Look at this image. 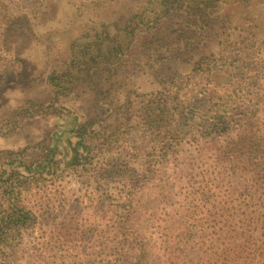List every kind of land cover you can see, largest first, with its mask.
Masks as SVG:
<instances>
[{"label":"rangeland","instance_id":"374dc122","mask_svg":"<svg viewBox=\"0 0 264 264\" xmlns=\"http://www.w3.org/2000/svg\"><path fill=\"white\" fill-rule=\"evenodd\" d=\"M13 1L28 9H2L0 4V15L8 12L14 19L8 23L0 18V150L35 148H27L13 164L6 163L0 171L3 179L15 177L18 171L29 173L25 164L33 166L31 173L40 172L48 162L36 166L44 163L50 148L57 158L70 163L71 147L78 139L74 126L104 112L99 102L103 91L116 98L131 89L156 91L160 88L154 77L157 69L167 77L188 72L201 55L215 54L219 62L226 59L219 44L226 14L231 23H239L245 14L250 17L236 30L245 40L241 57L250 59V71L258 78L254 87L246 86L254 95H247L245 103L249 104V98L257 100L254 109L264 122V0H170L175 9H160L157 0ZM193 3L197 9H191ZM147 4L154 9H145ZM138 23L143 30L133 38L127 29ZM155 36L161 37L160 46L152 55L148 51L145 55L147 48L142 44ZM73 41L88 46L90 75L71 59ZM187 41L191 43L188 47ZM119 43L124 54L115 70L112 47ZM97 45L106 56L95 60ZM241 57L227 71H213L209 83L189 86L195 89L198 109H208L227 89H236L234 66L242 62ZM67 74L83 80L74 78L70 85ZM204 85L209 88L206 96L201 91ZM33 104L52 107L30 116ZM238 119L232 130L244 124L242 117ZM200 121H186V129L193 132L178 153L164 157L160 146L152 149L147 139L137 136L106 152L105 158L87 161L78 171L62 167L58 176L45 174L38 177L39 182L30 179L16 202L34 212L35 222L10 240L0 253V264H179L181 259L197 264L192 245L185 249L181 244V250L176 244L180 227L189 224L187 214L190 222H208L218 216L226 196L222 181L226 177L221 174L225 166L216 161L215 146L202 142L206 136L200 133ZM116 151L115 161L122 164H107L104 159ZM86 155V149L79 148V156ZM204 175L214 182L202 196L198 191ZM134 177L138 180L137 187L131 189L135 200L128 205L124 196L130 195L127 183ZM252 182L251 192L259 198L264 172ZM9 201L0 188V212ZM165 226L171 236L170 248L161 230ZM125 231L140 236L148 257H143L135 242L126 241Z\"/></svg>","mask_w":264,"mask_h":264},{"label":"trees","instance_id":"16d2710c","mask_svg":"<svg viewBox=\"0 0 264 264\" xmlns=\"http://www.w3.org/2000/svg\"><path fill=\"white\" fill-rule=\"evenodd\" d=\"M5 1L7 4L0 0L1 6L3 3L2 9H28L25 6L20 7L16 1ZM156 2H159L160 9H175L174 2L170 0H157ZM211 3L205 2L206 6ZM217 5L216 2L214 6ZM196 6L198 5L193 3L191 9H197ZM144 8L154 9L150 4ZM3 14L0 15V18L4 22L14 21L11 17L12 14L8 12ZM143 18L139 19L143 20ZM224 18L226 20L223 28L224 36L220 39L219 44L222 46V57L227 56L226 59L219 62L215 54L201 55L195 59L188 72H178L167 77H164L157 69L154 77L160 88L156 91L139 93L131 89L120 92L118 95L121 97L117 98L108 91H103L102 99L99 102H101L104 112L80 121L74 126L73 132L78 139L75 145L71 147L73 160L70 163L57 158L50 148L44 163L36 166L40 167L48 162L40 172L31 173L33 166L25 164L23 166L27 168L29 173L25 174L18 171L15 177H11V179H3L0 173V188L10 198L7 207L0 212V253L3 252V249H7L10 240L17 233L29 228L35 222L34 212L16 202L17 200L20 201L19 198L30 179L39 182L38 177L42 179L45 174L51 177L58 176V171L62 167L64 171H78L80 167L85 166L84 163L87 161L92 162V159L95 158L103 159L106 152L109 153L112 148L117 149L121 144L125 145L132 142L137 136L147 139L152 149H157L160 146L164 157L169 152L178 153L179 148L185 144V138L192 136V129H186V121H194L200 118V133L202 136H206L202 138V142H208L215 146L217 149L216 161L222 162L225 166L221 174L226 177V181L222 180L224 183L223 196H226L223 205L218 208L220 214L208 222L202 220L190 222V217L187 214L186 221L189 224L180 227L182 231L176 237L180 238L178 239L180 244L175 243L180 246L181 250L183 247L186 249L192 245L199 260L197 264H264V189L261 190L259 198L251 192L252 181L258 180L264 172V122H261L257 109H254L258 105V101H252V98H249V104L246 105L245 103L247 95H254V91L249 88L256 85L258 78L250 71V59L241 57L245 54L241 42L245 40L236 31L240 28L238 24L244 20H249L250 17L245 14L244 17H240L239 23H231L229 14H226ZM129 21L132 22V20ZM129 24L131 23L129 22ZM139 24L131 30L127 29L133 38H136L135 32H142L143 30L141 25L138 26ZM160 39V36H155L151 40L145 41L142 46L147 50L143 53L146 55L148 51L150 52L148 54L152 55V50L156 52V48L158 49L160 46L157 45ZM185 44L188 47L191 43L187 41ZM96 49L97 54L93 56L95 60L98 58L97 56H106L105 51H102L99 45L96 46ZM112 53L115 56V59L112 60L115 62L114 68L117 70L119 68L118 61L124 54L123 46L120 43L113 46ZM89 55L88 46L84 47L78 41L72 42L71 59L81 70H85L87 75L91 74L92 68L91 61L87 59ZM239 57L242 58V62H239L238 66H234L237 71L235 78L238 80L236 81V89H227L218 98L219 102L211 105L208 109H198L199 101L193 93L195 89H191L189 86H201L204 81L209 83L212 76L210 74L213 71H227L233 62L240 60ZM148 58L153 59L151 56ZM107 59L109 60V58ZM67 76L70 77V85L75 79L83 80L82 77H74V79L70 74ZM197 80H200V84L197 83ZM206 87L204 85L201 89L205 92V96L206 90H209ZM144 97L145 99H142ZM253 102L257 103L252 104ZM46 107L52 106L33 104L29 108V115L38 114L40 110L43 112ZM238 116L242 117L244 124L232 130L237 126L235 124L239 120ZM193 126L190 125V127ZM230 132H233L234 135L231 136ZM121 140L123 141L121 142ZM82 147L88 152L85 157L79 156V148ZM27 148L35 147L28 146L19 150L1 149L0 171L7 165L6 163L13 164L16 160L21 159ZM137 150L139 151V149ZM117 152L115 155L114 153L109 154L110 157L104 159L108 161L107 164L113 163V166L122 164L115 161L119 155ZM98 163L99 160L95 161L94 164ZM102 164L107 165L105 162ZM247 166L249 167L247 168ZM204 176L202 182L204 184L198 191L199 195L202 196L206 195L214 182L212 177L206 178V175ZM137 182L138 180L134 177L127 183L130 195L124 196V201L128 205H131L135 200V197L131 196L134 195L131 189H134L133 186L137 187ZM161 230L166 238L165 245L170 248L169 228L165 226L161 227ZM125 233L126 241L135 242V245L140 247L143 257L147 256L146 244L142 242L140 236L135 232L128 234L125 231ZM192 261L194 264V260ZM178 262L179 264H187L188 261L181 259Z\"/></svg>","mask_w":264,"mask_h":264}]
</instances>
